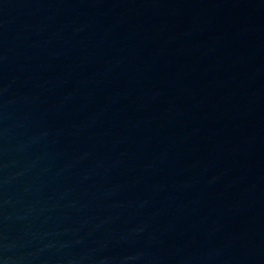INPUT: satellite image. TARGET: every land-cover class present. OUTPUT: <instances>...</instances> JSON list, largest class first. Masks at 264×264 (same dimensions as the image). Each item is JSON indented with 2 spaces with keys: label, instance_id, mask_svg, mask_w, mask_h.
Returning a JSON list of instances; mask_svg holds the SVG:
<instances>
[{
  "label": "water",
  "instance_id": "95a60500",
  "mask_svg": "<svg viewBox=\"0 0 264 264\" xmlns=\"http://www.w3.org/2000/svg\"><path fill=\"white\" fill-rule=\"evenodd\" d=\"M0 264H264V0H0Z\"/></svg>",
  "mask_w": 264,
  "mask_h": 264
}]
</instances>
